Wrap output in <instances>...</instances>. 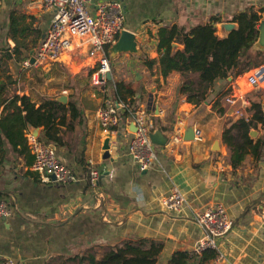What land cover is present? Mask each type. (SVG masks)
Listing matches in <instances>:
<instances>
[{
    "label": "crops",
    "instance_id": "crops-1",
    "mask_svg": "<svg viewBox=\"0 0 264 264\" xmlns=\"http://www.w3.org/2000/svg\"><path fill=\"white\" fill-rule=\"evenodd\" d=\"M100 1L89 0V9L94 10ZM121 1L124 28L134 31L141 52L110 58L113 79L103 86L92 83L96 61L79 37H73L59 60L36 62V51L52 16L40 1L3 0L0 5V80L5 82L0 91V120L17 111L13 105L21 101L11 104L16 95H27L39 106L64 94L67 102L58 101L66 107L71 102L78 111L72 116L68 109L65 122L57 124L59 143L48 142L41 125L28 122L24 133H15L19 130L14 127L15 131L6 133L0 126V200L12 207L10 216L0 218V262L12 258L18 264H80L81 255L101 257L125 241L147 238L162 244L156 264H166L178 251L199 254V264H264V159L257 160L248 152L239 164L232 165L223 132L241 116L233 115L231 106L222 101L220 112L216 103L222 88L233 82L238 93L248 97L243 115L251 118L252 102H258L254 95H262V105L263 92L252 89L242 75L231 76L218 80L211 100L196 106L178 93L180 72L164 71L159 50L162 27L176 24L190 29L214 16L220 22L233 20L247 10L264 18V0ZM12 15L20 20L18 28H25L22 34H11ZM173 45L183 47L179 42ZM26 59L31 62L28 66L23 63ZM117 81L136 90L135 107H145L153 130L159 128L168 137L165 145L153 142L157 160L147 169H141L129 154L134 131L131 117L123 114L125 109L109 140L111 158L103 157L108 137L102 132L98 111L107 102H121ZM189 117L202 130V139H183ZM260 125L255 140L264 135ZM176 127L183 128L179 142L174 141ZM29 133L54 146L60 159L75 170L77 180L43 183L31 169L29 147L21 150V135L28 139ZM91 168L99 170L95 183ZM175 188L188 204L168 210L162 201ZM214 204L226 208L233 227L219 239L218 251L198 253L195 247L204 229L194 220V212Z\"/></svg>",
    "mask_w": 264,
    "mask_h": 264
},
{
    "label": "trees",
    "instance_id": "trees-1",
    "mask_svg": "<svg viewBox=\"0 0 264 264\" xmlns=\"http://www.w3.org/2000/svg\"><path fill=\"white\" fill-rule=\"evenodd\" d=\"M262 16L255 10L242 11L233 17L238 27L225 36L217 32L216 23L220 17L214 16L208 23H201L186 29L183 26L171 25L162 27L159 31V50L161 51L160 62L165 72L173 68L180 72L181 83L178 93L194 105L198 106L205 101H210L211 90L218 80L236 76L247 71L258 61H250L252 54H264V50L254 47L258 38V23ZM20 20L11 17V34L19 31L21 34L25 28L19 29L16 25ZM174 42L183 45L175 48ZM18 44V43H17ZM23 43H19L22 45ZM26 50L28 44H23ZM19 50V49H18ZM248 58L249 61L244 60ZM264 59V56H263ZM4 81L0 80V91L5 87ZM116 95L118 101L129 103L136 108L134 100L137 99L136 90L124 81H117ZM18 100L20 105L14 104ZM17 111L12 117L7 116L0 120V126L11 133L16 128L24 133L29 122L34 126H43L48 142L59 143L61 137L57 134V124L64 123L66 112L69 109L72 116L78 111L73 103L66 107L58 100L46 99L44 103L36 106L27 95H16L11 101ZM25 110V114L21 112ZM253 117L244 115L232 121L224 129V139L231 149V163L233 166L239 164L246 153L251 152L255 159H264V135L256 138L251 136L250 129L256 128L258 122H264V112L259 102L252 104ZM223 109L220 108V112ZM131 111L125 108L124 115H130ZM15 131V130H14ZM234 133H237L236 135ZM22 151L28 149V139L23 134L20 138ZM45 143H48L42 140ZM0 154V161L2 160ZM162 250V244L155 240L139 239L125 241L119 249H112L101 257L88 253L79 257L80 264H156ZM208 250H205V252ZM214 251V250H211ZM199 254L178 251L175 252L166 264H199Z\"/></svg>",
    "mask_w": 264,
    "mask_h": 264
},
{
    "label": "built area",
    "instance_id": "built-area-1",
    "mask_svg": "<svg viewBox=\"0 0 264 264\" xmlns=\"http://www.w3.org/2000/svg\"><path fill=\"white\" fill-rule=\"evenodd\" d=\"M38 1L52 12V16L36 51V62L49 63L59 60L71 46L73 37H79L88 44V54L96 61L91 75L92 83L96 86L105 85L108 81L107 73L111 71L107 49L116 41L120 30L124 28L125 8L123 2L121 0H103L97 4L94 10H90L89 0ZM2 2L3 0H0V5ZM23 63L26 66L31 64L29 59ZM242 76L252 89L260 88L264 95V62L252 66L243 72ZM226 90L228 92L221 101L231 106L233 115L243 116L240 104L249 103L248 97L245 94H239L233 82L227 85L224 91ZM125 108L131 111L129 116L137 127L129 146V154L139 163L141 169H147L156 162L157 153L150 137V132L153 130L152 119L145 107L133 109L129 103L123 101L117 102V104L107 102L98 111L102 132L104 136L112 139L121 118V109ZM182 132V127H176L175 142L181 141ZM202 137V130L195 127V139H202ZM28 147L33 154L31 169L38 173L43 183H68L77 180L75 170L60 159L54 146L29 133ZM89 174L91 181L95 183L99 170L91 168ZM162 203L168 210H179L188 204L186 197L178 188L167 194ZM11 213L12 207L6 201L0 200V218H6ZM194 220L204 229V236L195 247V251L198 253L205 250L218 251L219 239L233 227V220L222 204L197 209L194 212ZM0 264H18V262L7 258Z\"/></svg>",
    "mask_w": 264,
    "mask_h": 264
},
{
    "label": "water",
    "instance_id": "water-1",
    "mask_svg": "<svg viewBox=\"0 0 264 264\" xmlns=\"http://www.w3.org/2000/svg\"><path fill=\"white\" fill-rule=\"evenodd\" d=\"M238 27V23L233 20L229 21H221L217 25V30L223 35H227L230 31ZM257 28L259 30L258 38L254 44V47L258 49L264 50V18L260 20V22L257 25ZM123 52H130V53H140L141 49L138 44V41L136 40L134 31H131L129 29L123 28L120 30V34L116 41L112 43L108 48V56L109 58H115L119 54ZM32 57L31 62L35 61V57L33 56V50L31 51ZM231 78V76H230ZM107 79L112 80V73L109 71L107 73ZM57 99L63 103L67 102V96L62 94L57 96ZM262 108L264 112V101L262 102ZM131 129L135 131L137 129L136 125L132 122ZM37 130V127L35 128ZM263 130H264V122H263ZM250 134L252 137H255L258 134V129L252 127L250 129ZM151 140L159 145H165L168 141V137L163 134L161 129H155L150 132ZM195 138V122L193 117H189L185 121L184 125V134L183 139L184 140H192ZM109 137L105 139L103 149H104V158H111V145L109 142ZM108 172V170H105L104 173Z\"/></svg>",
    "mask_w": 264,
    "mask_h": 264
},
{
    "label": "rangeland",
    "instance_id": "rangeland-1",
    "mask_svg": "<svg viewBox=\"0 0 264 264\" xmlns=\"http://www.w3.org/2000/svg\"><path fill=\"white\" fill-rule=\"evenodd\" d=\"M263 56H264V54L263 53H260V54H256V55H254V53L252 54V56H251V58H250V61L252 60V61H258V63L257 64H255V65H258V64H260V63H262V62H264V59H263ZM247 59V60H246ZM244 60H246V61H249V59L248 58H245ZM255 65H253V66H255ZM59 66V65H58ZM64 75V74H63ZM242 75H243V73H242ZM237 76H239V75H236L235 77H237ZM241 78V77H240ZM62 79H63V77H62ZM244 80H242L241 79V82H243ZM250 86V85H249ZM227 88V85L226 86H224L223 88H222V90H221V93H220V95L218 96V100L216 101V103H217V105H219V107L218 108H221V105H220V101L223 99V97H224V95L226 94V92H228L227 90L226 91H224L225 89ZM224 91V92H223ZM254 96H257L258 98H257V100L256 101H258V102H260V101H262L261 99H262V95L260 94V95H257V94H255ZM261 96V97H260ZM251 103V102H250ZM253 103V102H252ZM244 105L242 106V111H243V113H245L246 112V108L244 107ZM252 112V111H251ZM263 123H261V125H260V127H261V129H263ZM257 129V128H256ZM264 131V130H263Z\"/></svg>",
    "mask_w": 264,
    "mask_h": 264
}]
</instances>
